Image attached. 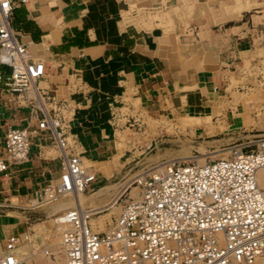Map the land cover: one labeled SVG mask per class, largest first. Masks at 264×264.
Wrapping results in <instances>:
<instances>
[{
    "label": "crops",
    "instance_id": "obj_1",
    "mask_svg": "<svg viewBox=\"0 0 264 264\" xmlns=\"http://www.w3.org/2000/svg\"><path fill=\"white\" fill-rule=\"evenodd\" d=\"M13 1L9 23L15 38L43 63L35 86L65 99L73 150L95 170L90 185L100 188L96 205L116 200L120 192L117 182L102 183L129 151L117 133L133 111L153 118L198 117L202 125L216 117L228 123L231 91L264 68V0ZM152 6L168 15L150 22L146 9ZM8 71L0 64V72ZM30 100L0 84V147L8 127H35ZM61 161L50 131L37 130L26 158L0 171L1 247L7 235L22 237L36 220L52 227L47 221L61 210L52 211L53 202H32L46 183L58 180ZM259 176L263 186L264 169ZM52 228L58 233L57 224ZM30 237L14 251L22 264H34Z\"/></svg>",
    "mask_w": 264,
    "mask_h": 264
},
{
    "label": "built area",
    "instance_id": "obj_2",
    "mask_svg": "<svg viewBox=\"0 0 264 264\" xmlns=\"http://www.w3.org/2000/svg\"><path fill=\"white\" fill-rule=\"evenodd\" d=\"M13 2L0 0V64L9 67L0 72V84L32 99L36 125L6 129L0 171L26 158L31 135L49 130L61 169L58 180L46 183L34 199L39 205L73 189L83 191L95 170L73 150L65 99L35 86L43 63L15 38L9 23ZM246 146L203 161L170 158L146 167L131 178L135 195L125 199L105 229H92L89 206L61 210L52 227L60 222L62 264H255L256 259L264 264V193L255 178L264 164V132ZM21 240V234L4 238L0 264H20L14 251ZM42 249L53 258L50 246Z\"/></svg>",
    "mask_w": 264,
    "mask_h": 264
},
{
    "label": "rangeland",
    "instance_id": "obj_3",
    "mask_svg": "<svg viewBox=\"0 0 264 264\" xmlns=\"http://www.w3.org/2000/svg\"><path fill=\"white\" fill-rule=\"evenodd\" d=\"M162 2L165 3V1ZM146 10H149L148 13L151 14L150 22L154 19L161 21L164 16L168 15L162 7L152 6ZM258 73L259 75L256 77L250 75L245 78L244 82L246 83L242 84L239 90L233 89L231 91L229 101H226V103L230 105L233 118L228 123L222 121V118L216 117L214 121H207L202 125L198 117L182 115L174 119L153 118L141 112L136 113V111H133L132 117L124 124L123 130L117 133L119 143L123 146V149L128 148L129 151H125L120 158L118 157L119 163L114 164L110 175L106 176L105 182L102 183L117 182V188L120 189L119 195L116 197L115 204L110 208L94 211L90 216L92 228L94 230L98 226L103 229L106 228L125 199L135 195L131 178L146 167L170 158L203 161L204 159L222 157L227 155L232 148L243 145L245 141H251L258 133L263 132L264 68ZM235 82L232 80L230 86L234 85ZM246 147L244 145L242 149ZM94 166L96 168L97 163H94ZM263 169L264 167L259 171ZM258 174L259 187L264 191V185L262 186L259 182ZM96 183L94 182V185ZM97 187L92 186L91 188L89 184L81 192L82 207L96 208L102 206L94 204V202H97V200L94 201L96 197L94 192L100 190ZM118 190L116 191L118 192ZM110 196V194L106 195L107 198H110ZM62 201L70 202V205L56 206ZM52 202V211L65 210L76 204L73 193L60 195ZM55 216L58 217L59 212ZM52 217L47 221L49 222L48 226L52 223ZM36 221L31 225V231H25L21 237L24 240L27 238L28 233L31 235L29 239L31 243L30 251L34 253L31 262L34 264H62L63 255L59 248V234L57 232L53 233V228L47 227L45 222ZM40 225L44 228L38 229V232L34 231V226ZM53 241L57 244H54ZM45 245L50 246L52 249L53 258L47 257L43 253L42 248L43 246L46 247ZM1 248L0 244V250Z\"/></svg>",
    "mask_w": 264,
    "mask_h": 264
},
{
    "label": "bare ground",
    "instance_id": "obj_4",
    "mask_svg": "<svg viewBox=\"0 0 264 264\" xmlns=\"http://www.w3.org/2000/svg\"><path fill=\"white\" fill-rule=\"evenodd\" d=\"M264 167V164H262V165H260L259 167H257V169H256V172H255V178H256V182H257V185H258V187H259V184H258V180H257V174H258V172H260L259 170L261 169V168H263ZM258 176H259V174H258ZM259 178H260V176H259ZM127 185V184H126ZM260 188V187H259ZM262 190V189H261ZM263 191V190H262ZM82 191H80L79 189H73L72 191H70V192H67V193H73V196H74V200H75V206H80V207H82V202H81V193ZM263 193H264V191H263ZM66 194V193H65ZM119 195V194H118ZM116 198V197H115ZM60 203V202H59ZM115 203V200H111V202H108L107 204H105V205H102V206H99V207H96V208H90L91 209V211L94 213V211L95 210H101V209H107V208H110L113 204ZM92 213V214H93ZM89 222H90V217H89ZM59 223V224H58ZM58 223H56V224H58V226H60V222H58ZM58 226H57V228H58ZM90 226H91V223H90ZM56 227V226H55ZM92 227V226H91ZM59 229V228H58ZM93 229V228H92ZM100 229H103L101 226H98V227H96L95 228V230H100ZM22 242V240L20 241V243ZM20 243H19V245H20ZM19 263L20 264H22L20 261H19ZM255 264H261V262L259 261V259H256L255 260Z\"/></svg>",
    "mask_w": 264,
    "mask_h": 264
}]
</instances>
